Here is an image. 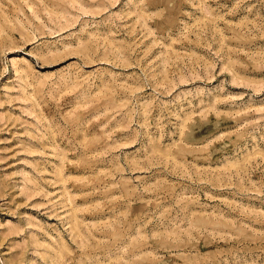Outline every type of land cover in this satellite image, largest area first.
Segmentation results:
<instances>
[{
	"label": "rangeland",
	"instance_id": "obj_1",
	"mask_svg": "<svg viewBox=\"0 0 264 264\" xmlns=\"http://www.w3.org/2000/svg\"><path fill=\"white\" fill-rule=\"evenodd\" d=\"M0 264H264V0H0Z\"/></svg>",
	"mask_w": 264,
	"mask_h": 264
}]
</instances>
